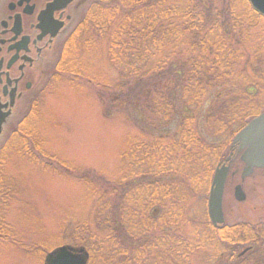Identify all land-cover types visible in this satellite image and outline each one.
Wrapping results in <instances>:
<instances>
[{
    "label": "trees",
    "instance_id": "obj_1",
    "mask_svg": "<svg viewBox=\"0 0 264 264\" xmlns=\"http://www.w3.org/2000/svg\"><path fill=\"white\" fill-rule=\"evenodd\" d=\"M83 5L55 77L94 89L107 117L134 110L139 135L127 141L118 177L83 171L46 150L40 105L32 106L0 148V256L8 245L20 247L17 227L8 222L18 203L17 183L8 173L14 158L29 154L31 165L47 162L43 168L75 175L88 189L91 223L81 216L73 232L72 220L79 216L62 223L72 247L85 249L88 264H145L156 256L184 264L192 251L221 241L251 247L228 264H264V224H236L217 233L207 214L197 218L187 212L188 200L205 196L212 183L205 181L204 167L196 166L203 164L205 147L191 152L202 129L195 126L196 115L216 87L224 89L206 123L211 135L227 134L231 142L208 151L221 150L216 167L233 154L229 180L242 170L232 141L264 111V16L247 0H85ZM106 64L112 72L103 69ZM207 171L211 176L215 170ZM227 252L226 247L223 258Z\"/></svg>",
    "mask_w": 264,
    "mask_h": 264
},
{
    "label": "rangeland",
    "instance_id": "obj_2",
    "mask_svg": "<svg viewBox=\"0 0 264 264\" xmlns=\"http://www.w3.org/2000/svg\"><path fill=\"white\" fill-rule=\"evenodd\" d=\"M84 1L79 0L80 13L85 8ZM78 12L75 13L76 21L80 14ZM103 69L108 73L112 72V68L107 64ZM223 89L221 86L212 90L203 112L195 118V126H201L202 129L196 138L197 143L191 155L199 154L205 147L207 153L206 157L201 158L203 164L196 165L200 170L204 167L205 181L214 177L217 168L216 158L218 152H221L214 149L208 151L209 146L220 147L231 142V137L227 134L221 138L211 135L205 119L215 96ZM39 93L41 94L38 103L39 121L44 128L46 150L67 160L77 169L118 177L122 166L121 156L128 148L127 141H132L139 135L138 114L129 109L107 117L94 89L78 81L69 82L64 75L54 78L52 73H49ZM24 115L23 113L15 119L14 127ZM7 136L8 133L0 140V147ZM32 158L33 156L29 154L16 157L9 165L8 175L14 177L17 183L14 184L16 194L13 199H18V203L12 205L8 222L17 227V241L20 247H16L15 244L5 247L0 256V264H45L46 255L54 249L65 245L74 246L70 235L64 233L65 230L62 228L63 222L67 224L65 220H72L70 216H79L72 220L75 223L69 230L71 232L81 222V216H84L83 221L91 223L88 215L92 200L89 199L88 189L79 178L75 175H66L64 171L53 167L46 170L43 167L48 166L47 162H44L43 166L31 165ZM205 168L215 171L210 176V171ZM239 175L236 179L229 180L226 186L224 196L226 222L229 225L242 223L263 225L264 171L256 172L253 177L244 181L241 180V174ZM239 183L246 194V201L243 203L234 198V188ZM208 198L209 192L196 199L190 198L187 203L188 210L186 209L188 214L197 218L207 214ZM67 216L69 217L66 218ZM22 246L28 247L33 254L25 253L21 249ZM225 249V245L221 247L216 245L202 251L194 250L190 253L189 260L192 264L217 261Z\"/></svg>",
    "mask_w": 264,
    "mask_h": 264
},
{
    "label": "flooded vegetation",
    "instance_id": "obj_3",
    "mask_svg": "<svg viewBox=\"0 0 264 264\" xmlns=\"http://www.w3.org/2000/svg\"><path fill=\"white\" fill-rule=\"evenodd\" d=\"M54 1L0 0V140L7 133L9 136L13 132L16 127L13 124L15 119L25 114L19 124L31 107L39 103V91L48 74L52 73L55 78L54 71L62 46L75 26V13L80 6L79 0H74L66 8L50 15L47 9ZM263 170L264 168L255 170L251 177ZM239 174L241 172L233 174V178L236 179ZM228 226L234 228V225L226 223L221 227L212 226V231L215 229L217 233L223 232ZM220 244L228 249L226 258L222 257L226 253H222L217 261L209 260L213 261L212 264L238 261L251 249L240 243L228 247L221 241L216 245L221 247ZM143 260L144 263L148 261L147 258ZM167 261L169 260L156 256L152 263L145 264H176L177 260L173 258ZM187 263L192 264L189 259L184 262Z\"/></svg>",
    "mask_w": 264,
    "mask_h": 264
},
{
    "label": "water",
    "instance_id": "obj_4",
    "mask_svg": "<svg viewBox=\"0 0 264 264\" xmlns=\"http://www.w3.org/2000/svg\"><path fill=\"white\" fill-rule=\"evenodd\" d=\"M74 0H55L48 6L47 12L51 15L54 11L64 9ZM252 8L264 16V0H247ZM46 15V14H45ZM238 145L239 152H242L241 160L245 164L242 179L250 176L255 169L264 168V112L251 120L234 138L233 146ZM226 163L216 169L212 180L208 199V213L212 224L215 227L225 223L223 211V197L225 186L230 171ZM235 199L239 202L245 200V193L242 185H237L234 189ZM45 264H87V257L84 249L72 247H60L49 253L45 259Z\"/></svg>",
    "mask_w": 264,
    "mask_h": 264
}]
</instances>
